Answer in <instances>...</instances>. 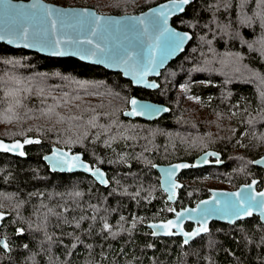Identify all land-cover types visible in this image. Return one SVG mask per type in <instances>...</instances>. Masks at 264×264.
<instances>
[{
	"label": "trees",
	"instance_id": "obj_1",
	"mask_svg": "<svg viewBox=\"0 0 264 264\" xmlns=\"http://www.w3.org/2000/svg\"><path fill=\"white\" fill-rule=\"evenodd\" d=\"M51 1L119 14L139 12L163 0ZM229 2L230 8L221 3L219 11H209L204 0H194L184 13L172 17V24L189 30L192 37L161 70L156 89L134 86L120 72L75 57L48 56L0 42V137L33 136L41 141L26 145L25 157L0 152V210L5 213L0 241L12 249L7 252L0 245L2 264H264V223L256 215L234 224L212 221L209 232L189 245H183L181 236H153L146 225L171 216L167 208L194 204L212 185L236 187L258 177V187H264V168L251 163L264 152V28L259 21L241 25L238 0ZM255 8V0H249L245 11ZM196 21L195 28L189 27ZM226 24L228 35L222 30ZM9 59L19 63H4ZM17 88L32 92L21 91L22 106L8 112L12 98L6 93ZM39 88L51 93L43 105V97L36 95ZM131 95L163 102L170 110L153 120L125 117L122 112ZM56 101L60 115L82 119L58 123L55 116L41 115V109ZM203 106L207 111L202 114ZM94 114L97 124L110 131L87 127ZM85 131L87 139L82 137ZM113 136L111 147L106 146L104 141ZM55 145L81 151L105 169L109 184L103 186L80 171H51L42 156ZM207 149L219 152L221 163L182 170L183 187L177 200L169 202L151 164L192 160ZM73 191L83 196H70ZM137 191L140 195L134 198ZM49 208L60 215L49 214ZM133 217L144 219L132 228ZM105 221L111 232L103 229ZM121 225L128 231H120ZM21 228L23 235L17 233Z\"/></svg>",
	"mask_w": 264,
	"mask_h": 264
},
{
	"label": "snow or ice",
	"instance_id": "obj_2",
	"mask_svg": "<svg viewBox=\"0 0 264 264\" xmlns=\"http://www.w3.org/2000/svg\"><path fill=\"white\" fill-rule=\"evenodd\" d=\"M194 3V0H169V5H161L159 14H157L158 10H152V16L148 17L145 16L143 19L140 18H131L128 17L127 20L124 22L123 27L127 28L129 31H136L140 32V29L138 25H145V28L143 32H140L141 35H147L149 32V29H152L155 32H159L160 36H165L164 40V51L167 54H171L172 52L179 50L182 48V45L186 39H191V36L188 32H178L173 29H169L167 27L168 17L174 14L178 13H184L186 10V6H189ZM223 3V6L227 9L232 7L229 0H215V2H210V0H204L205 6L208 8L209 11H212L215 9L216 11H219L220 4ZM249 3V0H238L237 7L239 9L237 19L241 25L251 27L255 21H259L260 27L264 28V0H255L256 8L248 9V11L252 12V15H248V11H245ZM36 4H33L31 7L36 8ZM165 7H168V11L165 12L163 9ZM23 5H16L12 4L9 0L8 2V9L15 12V16L12 19L11 27L6 32L7 35H14L18 38L20 41H28L29 37L31 35L32 40L36 42H40L42 44H46L51 46L54 49H58L61 43H71L72 41L68 39H60L56 38L54 40H45V34L46 32L49 35H55L57 32L58 25L61 27L65 24L64 17L68 16L72 18V22L68 25L72 28H79L82 31H86L91 34V36H103L106 32L111 30L114 25L120 24V21H115L111 17H99L95 13L88 12L87 10H76V9H55V10H47L46 12V19L47 23L50 26L49 29L44 28H36L34 31L30 33L29 29L32 28V25L29 23V14L26 12H21L19 9H22ZM53 12L56 13L55 18H53ZM31 15H35V13H32ZM162 17V19H161ZM195 19V18H194ZM181 23H184V21H181ZM199 22L196 21V23L189 22V27L195 28ZM213 25H215V19H213L212 22ZM205 28H208L209 31L212 30V27L209 25H204ZM219 27V26H217ZM229 25L223 26V31L225 35H228V29ZM162 29V30H161ZM233 36L238 35V33H233ZM5 36L0 35V39H4ZM159 38V37H158ZM203 40L204 37H201ZM81 44H92L93 41L91 39H85L81 41H77ZM208 44H211L212 42L206 41ZM8 43H14L13 40H9ZM261 45L264 46V38L260 41ZM19 46V45H18ZM24 47H34L35 43H24ZM41 50L43 51L44 48L42 47ZM95 50H98L100 52H104L105 49L101 48L100 44L97 43L95 45ZM89 49L90 52H92V55L96 54V51ZM63 52L60 51H53L52 55H63ZM228 55H231L230 53ZM86 58V57H85ZM109 59H113L117 64L124 63L128 64V61L131 59V55L128 54V58L124 59L119 56L115 57H109ZM164 59H166V56H162L159 62L157 63L155 56L152 52L149 53L147 62H143L141 60V63L138 65L140 68V71L137 73V79L135 80V83L142 84L145 83L144 76L148 74L149 70H155V67H158L163 64ZM100 62H103L101 60ZM4 63L7 64H13V63H19L18 61H13L11 59L5 60ZM59 75V73H57ZM148 87L156 88L158 87L157 84L152 83L148 84ZM21 91H24L26 93H31L32 89L26 88V89H14L11 91H8L6 93V96L12 98V103L10 104L9 108L7 109L8 112L13 111V106L20 107L23 104V100L20 98L19 93ZM36 95L43 97L40 100V104H45L47 97L51 95V93H45V90L43 88H39L36 91ZM264 95V93H262ZM25 99L27 97H24ZM53 100H56L55 97H52ZM76 99H80L77 97ZM65 104H67L69 101L65 99ZM130 104L133 106L132 111L125 112L124 115L126 116H139V115H155L158 114L161 111H168V109H161L152 105H145L140 104L136 99L130 100ZM60 106V102L56 101L53 105H48L46 108L41 109V115L47 116L49 118H52L53 116L56 117L58 123L64 122L66 119L68 121H79L82 119L81 116H68L65 117L63 115H60L58 112H56V108ZM93 113H95V108L90 109ZM104 115H109L105 113ZM98 114H94L90 117V119L87 120L86 125L89 128H100L103 133H107L110 131V127H105L103 124H97ZM8 122H11L10 119ZM115 124V121L112 122ZM101 133L96 134V139H100ZM89 136V132L85 131L82 134L83 139H87ZM116 137H110L108 140L104 141L105 145L108 147H111V141L114 140ZM125 139H128L129 137H124ZM80 139V138H78ZM71 142V141H70ZM41 141L39 139H32L27 138L23 140V142H20L19 140L7 144L3 141H0V151L2 152H15L20 157H24L26 155L25 151L23 150L25 145L30 144H40ZM206 156H217V153L215 152H209L205 154ZM44 160L53 162L52 168L53 170L59 169L61 171H72L74 169H83L85 172L91 173L96 179L103 185H108L109 181L105 179V174L101 171L100 168L95 166H90L87 164L82 158L81 155H71L69 156L68 153L61 152L60 150L56 149L53 150L51 156H45ZM205 163L207 160L204 161ZM217 163H220L219 159L216 161ZM100 163H103V161H100ZM150 163V162H149ZM251 163L255 164H261L264 163V160H256L251 161ZM151 167L155 168L157 165L151 164ZM190 165L185 163H179L175 165H171L168 170H166V177L167 179L162 182L161 187L164 188V190L168 193L167 199L168 201H173L177 195V189H180L183 187V185L176 182L174 179L176 173L180 169L188 168ZM256 181H253V184H255ZM167 184V187H164V185ZM248 188H251L252 185H248ZM126 191V190H125ZM42 195V194H41ZM70 196L73 197H82L83 193L80 191H73L69 193ZM140 193L137 191L134 194L135 196H139ZM227 198L224 201L217 200L215 197L213 198V201H201L200 203L203 205H209L212 203L214 206L212 207H205L203 209H200V205H197L196 209H185V212H196L197 210L200 211V218L197 219V223L200 225L199 227L195 228L191 232L184 231L183 224L180 221V218L184 215L183 212H177L176 213V219L174 220H167L166 222H161L158 224H149V227L152 229L160 230L162 231L163 235L165 236H174V235H182L184 237L183 239V245H189L190 241H192L195 237H198L201 233H207L209 232V228L207 227V221L209 218H211L213 215H218L220 219L227 220L228 223L234 224L237 220H241L244 217H250L253 215V210L257 209L260 212V216L262 219H264V192L259 193H244L236 192V193H227L224 194ZM233 197L235 199H233ZM258 197L262 199H258ZM44 207H47L44 205ZM63 207V206H61ZM96 211H99L98 208H96L95 205H92ZM64 212L69 211L68 208L63 209ZM167 211L174 212L175 209L173 208H167ZM49 214L57 215L59 216L60 213H56L54 209L49 208L48 209ZM191 218V217H188ZM4 219V214L0 213V220ZM47 219V215H45V220ZM85 217L81 216L80 220H84ZM95 219V217H93ZM125 217L121 216L120 220L125 221ZM143 217H133L131 222V227L135 228L137 222H142ZM67 222V221H65ZM76 228L80 227V222L77 221L75 224ZM112 226L105 221L103 223V229L106 231L111 232ZM120 231H128V229H125L123 225L120 227ZM17 233L19 235L24 234V229H17ZM160 234L158 231H153L151 235L156 236ZM71 235V234H69ZM112 235H118L117 232H112ZM48 240H51L52 237H47ZM79 236L76 237V240L79 241ZM210 245L214 242H209ZM0 245H2L3 250L7 252H11L12 249L6 241H0ZM73 248L76 247V244L74 243L72 245ZM149 247H152V245H149ZM23 248L28 249L29 245L24 244ZM2 264V262H0ZM9 264H11V261H9Z\"/></svg>",
	"mask_w": 264,
	"mask_h": 264
},
{
	"label": "water",
	"instance_id": "obj_3",
	"mask_svg": "<svg viewBox=\"0 0 264 264\" xmlns=\"http://www.w3.org/2000/svg\"><path fill=\"white\" fill-rule=\"evenodd\" d=\"M8 2H9V0H0V35L5 36L4 39H0V42H3L5 44L12 46V47H15V48H24V49H27L30 51H35V52H38V53L43 54V55L56 56V57H75V58H77L83 62L100 65V66H103L104 68H106L108 70L120 72L122 74V76L124 78L130 80L134 86L143 87V88H147V89H156L157 88V87L156 88L148 87L147 86L148 84L155 83L159 86V81L157 80V77H159V75L161 74V70L163 68H165L166 65L172 59L177 57L185 49L186 44L190 40V39H186L184 41L181 49L176 50V51L172 52L171 54H167L164 51V40H165L166 34H165V36H160L159 32H155L152 29H149V32L147 35H141L140 32H143L145 25H138L140 32L129 31L127 28L123 27V24L127 20L128 17L140 18V19H143L145 16L151 17L152 16V10H154V9L158 10L157 14H159V10H160L161 5H165V6L170 7L169 0L160 1L156 4H153L149 7H147L144 10L139 11V12H125V13H119V14L100 12L95 7L88 6V5H64V4L57 3V2H54L51 0H10V2L12 4L23 5V8L19 9V11L26 12L29 14V23L32 25V28L29 29L30 33L32 31H34L36 28L49 29L50 26L47 23L46 12H47V10H55V9L87 10L88 12L95 13L99 17H105V18L111 17L113 20L121 22L120 24L114 25L113 28L111 30H109L108 32H106L102 37L99 35L93 37V36H91L90 33L86 32V31H82L79 28L69 27L68 25L72 22V18L65 16L64 17L65 24L62 27L60 25H58L57 32L55 33V35H49L46 32L44 39L45 40H54L56 38H60L62 40L68 39L72 42L71 43H61L58 49H54L49 45L33 41L31 35H30L28 41H20V40H18V38L16 36L6 34L8 29L11 27L12 19L15 16V12L8 9ZM33 4L37 5L36 8L31 7ZM168 7H165L163 9V11L167 12ZM32 13H35V15L34 16L31 15ZM179 14H181V13L174 14V15H171L168 17L167 27L169 29H173V30L181 32V33L188 32L189 35L192 37V33L189 30H183V29L177 28L176 26H174L172 24V22H171L172 17L175 15H179ZM55 16H56V13L53 12V18H55ZM161 19H162V17H161ZM85 39H91L93 41V43L92 44H86V43L81 44V43L77 42V41H81V40H85ZM9 40H13L14 43H8ZM29 42L35 43V46L34 47H24L23 46L24 43H29ZM97 43L100 44L101 48L105 49L104 52H100L98 50H95V45ZM42 47L44 48L43 51L41 50ZM89 49L95 50L96 54L92 55V52H90ZM53 51H60V52H63L64 54L63 55H52ZM150 52H152L154 54L157 63L159 62V60L161 59L162 56H166V59H164V62L162 65L155 67V70H149L148 71V74L146 76H144L145 83L137 84V83H135V80L137 79V73L140 71V68L138 67V65L141 63V60H143V62H145V63L147 62V59H148ZM128 54L131 55V59L128 61V64H124V63L117 64L113 59H109L110 56L111 57L119 56V57H122L124 59H127ZM101 60H103V62H100ZM132 99H136L140 104L152 105V106H155V107H158L161 109L166 108V109H168V111L170 110L169 106L163 102H157V101H154V100L149 99V98H142V97H139L137 95H131L129 98L128 107L125 108L122 112L123 115L125 112L132 111L133 106L130 104V100H132ZM168 111H166V112L161 111L155 115L145 114V115H139V116H126V115H124V116L129 117V118H142L145 120H153V119L159 118L160 116L167 113ZM26 137L34 139L33 136H26ZM24 139L25 138H23V139L15 138V139L8 140V139H4V138L0 137V141H3L4 143H7V144L13 143L17 140H19L20 142H23ZM56 149L60 150L61 152L68 153L69 156L81 155V158L87 164H89L90 166H95V167L100 168L101 171L105 174V179H107L109 181V178L107 176V172L105 171L104 168H102L99 165H93L89 160L84 158V155L81 151H75L71 148H66L63 146H56V145L52 146L51 150H49L48 152H46L42 156L43 161L47 164V166L49 167V169L51 171H59V172H77V171H80V172H84L86 174L91 175L96 180V182L101 184L96 179V177H94L89 172H85L83 169L77 168V169H74L72 171H66V170L61 171L59 169L53 170V168H52L53 162L44 160V157L45 156H51L53 150H56ZM23 150L25 151V147ZM0 152H2V151H0ZM209 152H215V153H217V156H206L205 154L209 153ZM8 153L18 155L15 152H8ZM25 153H26V151H25ZM217 159H219V161L221 163L222 160H221L220 153L214 149H207V150H204V151L200 152L199 154H197L192 160L181 159V160H175V161H171V162H167V163L154 162L153 164L157 165V167H155V169L157 170V172L159 174V183H160V187H161L162 182L167 179L166 170H168L171 165H175V164H179V163H185V164L190 165V167H188V168H199V167H203V166H209V165L217 164V162H216ZM205 160H207L206 163L204 162ZM256 160H264V152L262 154H260L259 156H257L256 158H254L252 161H256ZM253 164L256 166H260V167L264 168V163H261V164L253 163ZM188 168H184V169H188ZM184 169H180L174 177L176 182L181 184V185H183V180L179 178V175H180L181 171ZM253 181H256V183L253 184ZM258 183H259V178L254 177V178L250 179L249 181L240 183L238 186L233 187V188L211 186V187H209V194L207 196L197 200L194 204H192V205L186 204L183 207L173 208V209H175V211L168 218L158 219V220H149L146 223V225L150 229L151 233L153 231H158L160 233L158 235L165 236V235H163L162 231L150 228L149 224H158L161 222H166L167 220H174V219H176V213L177 212H183L184 215L180 218V221L183 224L184 231L191 232L195 228L200 226L196 222L197 219L200 218V211L197 210L196 212L189 213V212H185V209H196L198 204L200 205V209H203L205 207H212V206H214L212 203H210L209 205H203L200 202L201 201L212 202L214 197L217 200L224 201L227 198L224 194H227V193L241 192L242 194H244V193L264 192V187H258ZM101 185H103V184H101ZM248 185H252V187L248 188L247 187ZM103 186H106V185H103ZM164 187H167V184H165ZM161 189L166 193V198H167L168 193L164 190V188L161 187ZM176 191H177V195H176L175 199L173 201H169V202L174 203L177 200L179 189H177ZM233 199H235V198L233 197ZM258 199H262V198L258 197ZM0 213H3L4 217H5V213L3 211L0 210ZM253 215L258 216L259 220L262 223H264V219L261 218L259 210L254 209ZM188 217H191V218H188ZM245 218H248V217H244L243 219H245ZM212 221L228 222L227 220L220 219L218 215H213L207 221V227L208 228L210 227V224ZM1 222H2V220H0V225H1ZM187 222L192 224V226L190 228L186 227ZM201 234H203V233H201ZM158 235H156V236H158ZM176 236H181L182 241H183L184 237L182 235L178 234Z\"/></svg>",
	"mask_w": 264,
	"mask_h": 264
},
{
	"label": "rangeland",
	"instance_id": "obj_4",
	"mask_svg": "<svg viewBox=\"0 0 264 264\" xmlns=\"http://www.w3.org/2000/svg\"><path fill=\"white\" fill-rule=\"evenodd\" d=\"M187 100H188V102H191V104H196V105L198 104V105H199L198 102H197V103H195L194 101L192 102L191 100H193V99H187ZM198 105H197V106H198ZM199 110H200V113H202V114H203V113H206V111H207V107H206V106H203V107H202L201 109H199ZM229 115L231 116V114H229ZM208 116L211 117L212 114L208 113ZM212 186H216V187H228V188L230 187V188H233V187L230 186V185L228 186V185H223V184H222V185H221V184H219V185H212Z\"/></svg>",
	"mask_w": 264,
	"mask_h": 264
},
{
	"label": "flooded vegetation",
	"instance_id": "obj_5",
	"mask_svg": "<svg viewBox=\"0 0 264 264\" xmlns=\"http://www.w3.org/2000/svg\"><path fill=\"white\" fill-rule=\"evenodd\" d=\"M192 226V225H191Z\"/></svg>",
	"mask_w": 264,
	"mask_h": 264
}]
</instances>
